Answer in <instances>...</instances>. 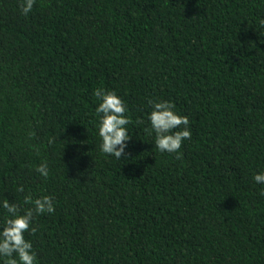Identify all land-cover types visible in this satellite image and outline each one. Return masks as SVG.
<instances>
[{"label":"trees","instance_id":"16d2710c","mask_svg":"<svg viewBox=\"0 0 264 264\" xmlns=\"http://www.w3.org/2000/svg\"><path fill=\"white\" fill-rule=\"evenodd\" d=\"M20 4L0 0V201L53 198L24 234L37 264H264V0ZM98 88L128 109L121 161ZM150 100L189 118L180 159Z\"/></svg>","mask_w":264,"mask_h":264},{"label":"clouds","instance_id":"9594fccd","mask_svg":"<svg viewBox=\"0 0 264 264\" xmlns=\"http://www.w3.org/2000/svg\"><path fill=\"white\" fill-rule=\"evenodd\" d=\"M36 3V0H21V14L28 16ZM264 26V20L260 21ZM94 96L100 101L96 112L100 115L99 136L102 139L101 151L104 154L113 156L120 160L127 157L125 151L127 142L131 139L128 125L131 120L127 117L128 111L125 102L113 91H105L98 88ZM152 111L149 114L150 129H146L151 135L155 133V147L160 152L176 153V158H181L180 149L183 141L191 140L192 133L189 130L190 121L187 116L175 112V105L172 102H148ZM141 123V121H137ZM34 136V133H30ZM36 171L45 179L49 176V169L46 163H42ZM254 181L264 184V173L254 176ZM23 192V186L17 188ZM264 194V193H262ZM26 205L31 204L20 214L21 209L15 203H9L5 198L0 201L2 206L11 218L5 220L4 226L0 229V257L5 258L3 264H37V257L33 251L32 243L25 239L24 234L30 232L35 234L36 228L32 227V221L37 215L44 213L51 214L55 211L53 198L43 196L35 200L31 195L24 197Z\"/></svg>","mask_w":264,"mask_h":264}]
</instances>
